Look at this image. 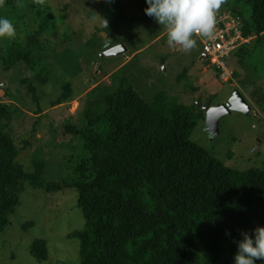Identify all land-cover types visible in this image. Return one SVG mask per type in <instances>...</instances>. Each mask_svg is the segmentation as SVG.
I'll use <instances>...</instances> for the list:
<instances>
[{
    "label": "trees",
    "instance_id": "trees-1",
    "mask_svg": "<svg viewBox=\"0 0 264 264\" xmlns=\"http://www.w3.org/2000/svg\"><path fill=\"white\" fill-rule=\"evenodd\" d=\"M24 1L25 8H32L30 25L26 14L21 15L19 0L0 5V17L10 19L17 31L15 39L0 40V61L6 71L28 66L30 73L22 83L37 105L35 113H42L39 84H53V79L60 84L61 94L52 106L72 99L74 88L70 81H62L67 75L53 60L59 45L52 43V37L59 36L55 20L43 5ZM134 1L148 23H157L145 14L146 0ZM232 2L236 9L230 10L241 19L244 35L261 41L264 0ZM244 5L252 9L250 17ZM118 10L106 14L108 32L115 33L130 21ZM164 30L159 25L153 37ZM250 43L233 54L242 61L251 52ZM63 59L61 63H71L67 69L76 75L80 64ZM131 69L106 97L105 108L87 112V124L72 129L86 154L70 158L63 181L45 183L43 156L31 159L32 171L19 160L11 131L14 109L0 104V233L10 225L27 184L48 191L73 188L85 217V227L72 234L80 240L81 264H233L241 233L254 234V229L264 227V165L248 171L226 165L191 139L205 118L204 109L198 104L170 106L165 93L149 102L138 91ZM228 231L231 235H226ZM30 251L40 262L49 257L47 241L41 238L34 240Z\"/></svg>",
    "mask_w": 264,
    "mask_h": 264
},
{
    "label": "rangeland",
    "instance_id": "rangeland-1",
    "mask_svg": "<svg viewBox=\"0 0 264 264\" xmlns=\"http://www.w3.org/2000/svg\"><path fill=\"white\" fill-rule=\"evenodd\" d=\"M30 2L32 6L39 5L35 0ZM19 3L21 15L26 14L25 21L30 25L32 8H25L24 0ZM43 6L59 27V36L52 37V43H59L53 50V60L60 73L67 75L62 81L73 84V97L52 106L51 102L61 94L60 84L55 79L53 84L42 82L39 88L43 112L35 113L37 105L22 83L30 73L28 66L21 64L6 71L0 61V104L14 109L16 119L11 131L20 150L19 160L32 171L31 159H45L46 184L63 181L70 158L86 154L83 141L75 137L72 129L87 124V112L105 108L106 97L117 89L120 76L129 73L130 67L138 91L149 102L165 93L170 106L198 104L204 109L205 118L199 120L191 134L193 141L235 169L248 171L264 165V38L251 39V52L242 61L236 54L228 57L235 73L225 80L210 60L202 58L200 37H194L197 47L188 53L169 47L167 30L154 38L152 31L159 25L148 23L134 0H45ZM221 7L236 9L232 0H226ZM243 8L250 17L251 7ZM112 9L124 11L130 18L115 33L107 30L110 20L106 14ZM21 38L25 39L23 34ZM122 43L129 48L125 54L101 55ZM63 58L74 66L80 64L76 75L67 69L71 63H61ZM238 89L251 103V111L226 114L220 120L219 133L212 137L205 107L227 102ZM20 196L21 204L11 216L10 225L0 233V264H81L80 240L72 234L85 227V217L78 206L76 190L48 191L27 184ZM39 238L48 246L49 257L43 262L30 251V245Z\"/></svg>",
    "mask_w": 264,
    "mask_h": 264
},
{
    "label": "clouds",
    "instance_id": "clouds-1",
    "mask_svg": "<svg viewBox=\"0 0 264 264\" xmlns=\"http://www.w3.org/2000/svg\"><path fill=\"white\" fill-rule=\"evenodd\" d=\"M225 2L226 0H146L148 7L145 8V14L166 28L169 47L188 53L197 47V40L194 38L196 35L201 38H211L214 35L216 15ZM3 3L4 0H0V5ZM35 3L43 5L45 0H35ZM16 36L13 22L0 17V40L15 39ZM253 231L254 234L241 233L243 238L237 242L238 251L234 264H257L258 261H264V227H257ZM226 235H231L230 231Z\"/></svg>",
    "mask_w": 264,
    "mask_h": 264
},
{
    "label": "built area",
    "instance_id": "built-area-1",
    "mask_svg": "<svg viewBox=\"0 0 264 264\" xmlns=\"http://www.w3.org/2000/svg\"><path fill=\"white\" fill-rule=\"evenodd\" d=\"M252 38L244 35L241 19L236 17L230 9L224 13L218 11L214 35L211 38L200 37L203 58L210 60L225 80L233 78L235 72L230 67L228 57L234 53L235 49L244 43H249Z\"/></svg>",
    "mask_w": 264,
    "mask_h": 264
},
{
    "label": "water",
    "instance_id": "water-1",
    "mask_svg": "<svg viewBox=\"0 0 264 264\" xmlns=\"http://www.w3.org/2000/svg\"><path fill=\"white\" fill-rule=\"evenodd\" d=\"M109 44L108 46H111ZM129 48L126 44L122 43L119 46H115L107 51H105L102 56H112V55H121L125 54ZM207 110V125L208 130L211 132L212 137H216L219 133V123L220 120L226 115L231 113L232 111H240L245 114H249L252 109L251 103L242 93V91L235 90L231 97L228 99L227 102L218 105V106H207L205 107Z\"/></svg>",
    "mask_w": 264,
    "mask_h": 264
}]
</instances>
